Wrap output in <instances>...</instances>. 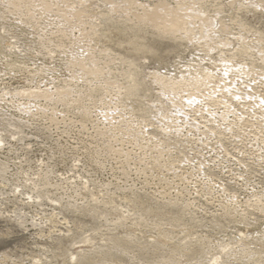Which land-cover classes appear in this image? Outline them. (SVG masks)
<instances>
[{"label":"rangeland","instance_id":"obj_1","mask_svg":"<svg viewBox=\"0 0 264 264\" xmlns=\"http://www.w3.org/2000/svg\"><path fill=\"white\" fill-rule=\"evenodd\" d=\"M42 2L0 0V264H264V0Z\"/></svg>","mask_w":264,"mask_h":264},{"label":"bare ground","instance_id":"obj_2","mask_svg":"<svg viewBox=\"0 0 264 264\" xmlns=\"http://www.w3.org/2000/svg\"><path fill=\"white\" fill-rule=\"evenodd\" d=\"M24 2H25V4L27 5V6H36L37 4H44L43 2H42V0H24ZM44 7H45V9H49L50 7H49V5L48 4H45L44 5ZM185 27V26H184ZM246 68V67H245ZM180 85H182V84H179L178 86H180ZM171 87H173V86H171ZM179 104V103H178ZM176 105V104H175ZM177 106V105H176Z\"/></svg>","mask_w":264,"mask_h":264}]
</instances>
